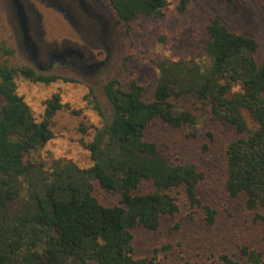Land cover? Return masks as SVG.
<instances>
[{"label": "trees", "instance_id": "16d2710c", "mask_svg": "<svg viewBox=\"0 0 264 264\" xmlns=\"http://www.w3.org/2000/svg\"><path fill=\"white\" fill-rule=\"evenodd\" d=\"M170 1L106 0L116 24L127 31L139 16L164 15ZM192 1L178 0L176 9L184 13ZM206 31L204 59L156 60L151 100L143 98L145 87L135 78L124 83L119 74L111 75L104 85L111 119L83 141L91 163L81 167L71 159L58 160L47 174L30 155L53 138L52 118L63 107L61 96L44 101L38 120L18 93L16 78L21 74L49 84L66 77L13 65L8 58L0 61V264H153L135 255L132 229L157 230L163 216L174 217L180 208L172 193L176 188L213 225L217 211L198 194L203 172L192 162H171L146 137L156 118L173 127L195 125L197 116L175 101L191 93L210 106L213 118L234 127L237 136L226 147L225 188L231 197L244 193L247 210L255 220H264V60L257 58L259 42L232 30L219 15ZM0 49L3 56L15 54L14 47L1 44ZM32 176L38 181L29 179L27 196L20 200L22 177ZM145 183L151 189L144 190ZM96 185L117 193L119 201L101 202ZM220 258L223 264H264V252L249 245Z\"/></svg>", "mask_w": 264, "mask_h": 264}, {"label": "rangeland", "instance_id": "374dc122", "mask_svg": "<svg viewBox=\"0 0 264 264\" xmlns=\"http://www.w3.org/2000/svg\"><path fill=\"white\" fill-rule=\"evenodd\" d=\"M177 2L171 0L162 16L135 18L130 31L114 19L111 69L103 77L64 68L59 75L67 79L45 84L17 75V91L38 120L43 117L44 101L56 93L61 96L63 107L52 118L53 138L30 155L46 174L58 160L71 159L81 167L91 163L83 141H90L96 128L111 119L112 104L104 89L111 75L119 74L124 83L135 78L145 87L143 98L151 100L156 60L161 57L204 59L206 30L214 16L219 15L232 30L254 36L259 42L257 58L264 60V0H234L232 5L221 0H193L184 13L176 9ZM9 11V1L0 0V46L14 47L16 38L12 34ZM2 52L0 49V61L8 58L13 65L29 64L17 49L10 56H3ZM175 101L197 116L196 124L173 127L156 118L146 129V137L156 141L171 162H192L203 172L198 194L204 204L216 209V221L213 225L206 224L204 210L191 208L184 190L176 188L172 193L180 208L174 217L163 216L157 230L143 226L132 229L135 255L147 257L153 264H223L220 258L223 252L237 254L243 245L264 252V220H255L247 210L244 193L231 197L225 188L226 147L237 136L234 127L213 118L210 106L194 93ZM29 179L38 181L36 176L22 177L20 200L27 196ZM143 189H151L150 184L145 183ZM95 194L104 204L116 203L120 198L98 185Z\"/></svg>", "mask_w": 264, "mask_h": 264}, {"label": "flooded vegetation", "instance_id": "af4514ba", "mask_svg": "<svg viewBox=\"0 0 264 264\" xmlns=\"http://www.w3.org/2000/svg\"><path fill=\"white\" fill-rule=\"evenodd\" d=\"M8 1L13 46L29 66L45 74L59 75L64 68L110 73L115 22L106 0H20L25 28L16 4Z\"/></svg>", "mask_w": 264, "mask_h": 264}, {"label": "water", "instance_id": "95a60500", "mask_svg": "<svg viewBox=\"0 0 264 264\" xmlns=\"http://www.w3.org/2000/svg\"><path fill=\"white\" fill-rule=\"evenodd\" d=\"M13 2L16 4V7L18 8L19 10V15H20V20H21V24L22 26H24L25 28V23H26V17H25V11H24V7H23V4L21 3L20 0H13ZM25 30V38H28L27 35H26V29Z\"/></svg>", "mask_w": 264, "mask_h": 264}]
</instances>
